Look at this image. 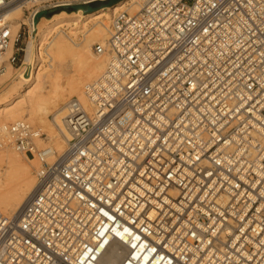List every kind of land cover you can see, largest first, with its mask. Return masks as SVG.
<instances>
[{
	"label": "built area",
	"instance_id": "built-area-1",
	"mask_svg": "<svg viewBox=\"0 0 264 264\" xmlns=\"http://www.w3.org/2000/svg\"><path fill=\"white\" fill-rule=\"evenodd\" d=\"M94 1L0 0V74L11 46L25 63L37 14ZM92 50L107 68L66 104L63 151L1 128L39 168L0 212V264H264V0H144Z\"/></svg>",
	"mask_w": 264,
	"mask_h": 264
},
{
	"label": "bare ground",
	"instance_id": "bare-ground-1",
	"mask_svg": "<svg viewBox=\"0 0 264 264\" xmlns=\"http://www.w3.org/2000/svg\"><path fill=\"white\" fill-rule=\"evenodd\" d=\"M143 1L124 0L89 14L82 9L73 12L61 10L50 18L40 19L35 25V32L28 44V55L23 64H28L21 75L22 84L25 86L20 87L21 92H18L14 82L4 88L6 94L0 101V133L5 125L28 120L40 125L41 130L47 134L46 140L38 142L39 146L48 144L58 152L63 151L64 141L58 134L56 124L62 125L66 104L76 97L87 105L85 88L105 72L109 61L107 55L93 54V45L105 44L108 40L114 13L128 10L132 15L137 14L141 11ZM30 7V4L26 6L27 9ZM9 20L12 21L16 35L21 25L27 23L24 9H13ZM45 45L46 58L42 53ZM12 48L13 46L7 50L3 59L5 69L0 74V86L15 73L14 66L7 62ZM37 55L40 63L47 62L49 66H36L34 61ZM50 115L54 119L51 120ZM1 141L3 138L0 134ZM19 155L12 147L0 149V212L9 216L22 210L36 186L29 165L31 163L27 164ZM34 165L39 168L37 160Z\"/></svg>",
	"mask_w": 264,
	"mask_h": 264
},
{
	"label": "rangeland",
	"instance_id": "rangeland-1",
	"mask_svg": "<svg viewBox=\"0 0 264 264\" xmlns=\"http://www.w3.org/2000/svg\"><path fill=\"white\" fill-rule=\"evenodd\" d=\"M107 1V0H106ZM97 11V10H96ZM95 11V12H96ZM25 19H26V17H24ZM46 49H47V46L45 45V48H43V51H42V53H43V56H44V53L46 52ZM45 50V51H44ZM92 52H93V50H92ZM94 54V53H93ZM44 58H46L45 56H44ZM35 62V65L36 66H38V64H40V66H49V63H47V62H45V63H40V57H38V55H37V57H36V60L34 61ZM28 66V64H26V65H24L21 69H18V68H16V67H14L15 68V73H14V75H13V77L10 79V80H8L4 85H2V86H0V101H1V99L4 97V95L6 94V91H4V88H5V86H7L8 84H10L11 82H14V84H15V87L18 89V92H21V90H20V87L21 86H25V84H22V77H21V75H22V72L25 70V68ZM43 67V68H44ZM71 76L73 75V73L72 74H70ZM67 78H65V80H66ZM90 83H92V82H90ZM89 83V84H90ZM28 90V88H26L25 89V91H27ZM73 99H76V97L75 98H73ZM49 118L52 120V119H54V117L52 116V115H50L49 116ZM26 121H28V120H26ZM30 124H32L33 126H35V127H38V128H40V129H42L41 128V126L40 125H38V124H33L32 122H30V121H28ZM44 132V131H43ZM22 159H24V161L27 163V164H29V163H31V164H29L30 165V167H31V171H32V176H33V178L35 177V172H36V170H37V167L34 165V162H35V159H32V158H30V157H24V156H22V155H19ZM33 165V166H32ZM35 168V169H34Z\"/></svg>",
	"mask_w": 264,
	"mask_h": 264
},
{
	"label": "water",
	"instance_id": "water-1",
	"mask_svg": "<svg viewBox=\"0 0 264 264\" xmlns=\"http://www.w3.org/2000/svg\"><path fill=\"white\" fill-rule=\"evenodd\" d=\"M124 0H107V1H94L88 4H83V5H74V6H65V7H59L56 9H52L49 11H43L37 14L34 20V24L37 25L43 17L50 18L53 16L55 13L61 11V10H67L68 12H73V11H78L82 9L84 13L89 14L92 13L96 10H98L101 7H112Z\"/></svg>",
	"mask_w": 264,
	"mask_h": 264
}]
</instances>
